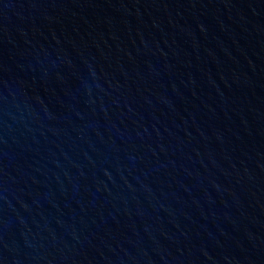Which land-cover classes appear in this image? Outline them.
<instances>
[{"label": "water", "instance_id": "95a60500", "mask_svg": "<svg viewBox=\"0 0 264 264\" xmlns=\"http://www.w3.org/2000/svg\"><path fill=\"white\" fill-rule=\"evenodd\" d=\"M26 264H264V0L176 57Z\"/></svg>", "mask_w": 264, "mask_h": 264}]
</instances>
